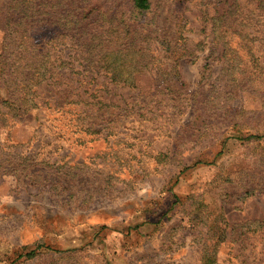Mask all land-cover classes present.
Here are the masks:
<instances>
[{
  "label": "rangeland",
  "instance_id": "obj_1",
  "mask_svg": "<svg viewBox=\"0 0 264 264\" xmlns=\"http://www.w3.org/2000/svg\"><path fill=\"white\" fill-rule=\"evenodd\" d=\"M131 9L0 0V264H264V0ZM112 10L138 71L84 60Z\"/></svg>",
  "mask_w": 264,
  "mask_h": 264
},
{
  "label": "trees",
  "instance_id": "obj_2",
  "mask_svg": "<svg viewBox=\"0 0 264 264\" xmlns=\"http://www.w3.org/2000/svg\"><path fill=\"white\" fill-rule=\"evenodd\" d=\"M130 2L132 4L131 13L134 15H136L137 12L139 13L146 12L151 7V0H130ZM94 10H90L89 12L84 14V16L92 14ZM116 13H117L116 11L112 10L111 15H109L110 21L107 22V24H109L108 32L110 37L112 38L109 44L106 45L102 39L103 37H101L103 32L105 31L104 30L105 26L103 23H99L98 20H97L98 21L97 24L99 23L98 24V29L100 30L99 33H96V29H97L96 27L92 29L93 34L92 33L88 34L89 38L81 39L80 43L83 46H89V49L91 48L89 50L90 51L89 57L84 58V60L86 61L88 68L93 67L94 59L91 60L90 56H92V53L96 52V48H94L93 50L92 47L96 43V40L99 39L98 40L100 41L99 45L102 50L100 53H103L101 57V61H103V63L105 64L107 63L106 64L107 67H110L111 65L116 66V64H118L126 67L124 71H131V70L138 71L142 67L143 62L141 60L140 62L136 61L137 59L136 51L137 50L139 51L140 49L134 43L133 37L130 36L134 30L133 26L135 25L134 24L135 17L131 14L130 19L126 18V20L125 19L118 20V13L117 14ZM97 15L99 18L100 14L97 13ZM101 30L104 31L101 32ZM114 69L116 70V72H114L113 74L115 78H117V75H119V78L122 77V75H125L124 71L119 70L118 72L116 67ZM0 74H1V64H0ZM223 235L224 234L222 232V234H220V238H222ZM40 247H42V245H40L37 249H39ZM35 253L36 250H33L27 253L26 256L33 257ZM217 253H218L217 245H211L209 247H205L201 264H217V258H218Z\"/></svg>",
  "mask_w": 264,
  "mask_h": 264
}]
</instances>
